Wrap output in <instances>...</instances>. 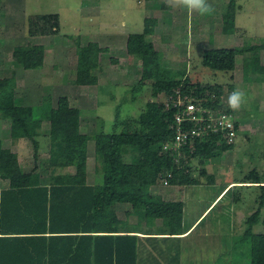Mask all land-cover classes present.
Here are the masks:
<instances>
[{
    "label": "trees",
    "instance_id": "1",
    "mask_svg": "<svg viewBox=\"0 0 264 264\" xmlns=\"http://www.w3.org/2000/svg\"><path fill=\"white\" fill-rule=\"evenodd\" d=\"M225 7V28L232 31L235 0H228ZM155 21L153 17H146L143 30L130 32L126 39L127 52L138 57L142 67L151 70L161 67L162 55L147 38ZM31 22L35 25V30L30 29L32 32H54L58 27V14H42ZM17 48L20 51L16 56L17 63L25 69L36 67L40 45L27 43ZM262 48L264 42L209 47L203 51L202 64L215 70H235L236 55H243L242 81H251L253 76L255 81L264 82V64L259 58ZM102 49L96 41L78 44L77 54L84 61L85 81L88 83L96 81L91 71L100 66L98 53ZM151 86L152 97L161 92L175 94L179 88L182 97L197 98L203 106L216 112L234 113L228 104L220 102L219 97L224 94L217 84H191L188 78H184L155 79ZM251 100L248 112L254 116L260 112L261 101ZM176 110L164 102L147 100L131 130L127 127L118 129L115 120L113 132L100 131L91 137L84 132L63 130L70 123L71 116L66 96L59 97L56 105L49 102L20 104L14 88L0 78V120L8 123L2 129L3 134L13 140L26 138L36 151L38 128L42 122H48L47 162L50 167L46 178L40 177L34 169L20 170L16 153L4 147L0 139V264H162L158 262V256L167 259L168 264H179L183 244L189 245L185 238L187 234L182 235L189 230L182 221L184 201L180 198L162 199L150 192V186L160 176H166L170 185L183 188L198 182V178L189 172L190 158L197 157L202 164L205 158L215 157L234 147L236 140L228 142L221 134L196 136L191 143L189 141L190 144L180 147L182 153L175 158L176 151L164 145L174 137L172 124ZM125 123L130 127L128 120ZM236 126L238 129L239 122ZM90 138L93 139L91 152L87 146ZM83 162L84 167L80 166ZM91 166L94 174L101 173L102 180L98 183L79 181V171L84 174ZM58 168H70L73 172H59ZM200 172L204 175L210 173L204 166ZM244 178L261 181L254 168ZM258 185L262 189L259 206L247 217V225L240 237L241 243L249 245L248 264H264V232L253 230L264 203V184ZM231 186L222 185L223 192L219 189L216 202L188 233ZM121 204L129 205L121 212L125 218L134 214L139 218V228L145 224L142 235L137 234L139 230L135 229L134 223L124 222L114 208L109 210V206ZM156 219H161L162 224L155 225ZM262 221L264 223V219ZM121 223H125L127 230L118 232Z\"/></svg>",
    "mask_w": 264,
    "mask_h": 264
},
{
    "label": "rangeland",
    "instance_id": "2",
    "mask_svg": "<svg viewBox=\"0 0 264 264\" xmlns=\"http://www.w3.org/2000/svg\"><path fill=\"white\" fill-rule=\"evenodd\" d=\"M227 2L209 0L213 11L201 15L183 8L172 9L164 0H0V78L14 88L20 104L49 102L56 105L59 97L66 96L71 116L63 130L84 132L91 137L100 131L113 132L115 120L118 129L131 130L147 100L168 102L169 95L164 92L151 96V83L155 79L188 78L191 84H217L224 94L219 97L220 102L225 105L229 93L236 88L243 90L245 102L239 110H232L240 124L234 147L205 158L202 164L197 157L190 158L189 172L200 182L187 185L182 192V186L164 184L161 177L150 186V191L164 198L184 201L182 221L186 227L214 198L220 184L231 178L240 181L252 168L264 179V82L255 81L253 76L251 81H242L243 55H236L235 70H215L202 64L206 48L264 42V0H235L232 31L225 28ZM47 13L58 14L57 29L32 32L30 29L35 30V25L31 20ZM146 17L156 20L147 38L162 53L161 67L155 70L142 67L140 59L126 49L127 35L141 32ZM40 23L46 25V22ZM89 41H96L103 48L98 53L100 66L91 71L96 77L95 83L85 81L84 61L77 54L78 44ZM27 43L40 45L37 65L32 69H25L16 61L20 53L17 47ZM259 58L264 64L263 48ZM252 98L261 101L260 112L254 116L248 112ZM5 124L8 126L7 122ZM48 133L49 125L44 121L36 135L39 142L36 151L32 142L24 138L19 149L24 167L18 164L17 168L34 169L43 178L50 174ZM87 146L89 151L93 149L92 138ZM125 159H129L128 155ZM80 166L84 167V162ZM203 166L212 176L201 174ZM68 170L73 172L70 168L57 169L59 172ZM93 172L92 166L85 175L79 171L78 180L100 182L101 173ZM258 183L231 184L230 190L197 224L187 240L193 250H183L186 259L194 264H248L249 245L241 243L240 237L247 217L259 206L262 189L255 186ZM122 206L121 211H116L125 218L121 212L129 205ZM113 208L109 206L110 211ZM260 209L259 221L253 225L255 232H264V203ZM129 220L135 217L130 216ZM158 257L161 260L157 259L158 262L168 264L167 259ZM186 259L183 260L190 264Z\"/></svg>",
    "mask_w": 264,
    "mask_h": 264
},
{
    "label": "built area",
    "instance_id": "3",
    "mask_svg": "<svg viewBox=\"0 0 264 264\" xmlns=\"http://www.w3.org/2000/svg\"><path fill=\"white\" fill-rule=\"evenodd\" d=\"M165 105L177 108L172 130L174 137L164 147H172L176 151L175 158L181 155V146L196 137H206L212 134H221L228 142L236 140V119L232 113L213 111L203 106L197 98L182 97L179 88L175 94L169 95V101ZM189 143V144H190ZM167 175H170L168 173ZM161 181L168 183L166 176H160Z\"/></svg>",
    "mask_w": 264,
    "mask_h": 264
},
{
    "label": "crops",
    "instance_id": "4",
    "mask_svg": "<svg viewBox=\"0 0 264 264\" xmlns=\"http://www.w3.org/2000/svg\"><path fill=\"white\" fill-rule=\"evenodd\" d=\"M4 122H2L1 120H0V139H1V141H2V145L4 146V147H7V148H9V149H11L13 152H15L16 153V155H17V163L19 164V165H21V167L23 168L24 166H23V164L21 163V156H20V154H21V152H19V149H20V147H22V145H23V142L25 141L24 140V138L23 137H19L18 139H16V140H13V139H11L9 136H7V135H4L3 134V132H2V129H3V127H4ZM5 126H6V124H5ZM24 159H25V157H24ZM23 171H29V170H24L23 169ZM250 180H252V179H248V178H242V179H240V181H236V180H234L233 178H231L229 181H227V182H225V183H222V184H220V186L222 187V185L223 186H225V187H227V186H229V185H231L232 183H236V182H239V183H241L242 182V184H249V185H251L250 184V182H253V181H250ZM261 181L259 182V183H262V184H264V179H260ZM84 183H91V182H85V181H83ZM198 182H200V180L198 181ZM198 182H196V183H198ZM254 183H256V182H254ZM195 184V183H194ZM194 184H190V185H194ZM154 185V184H153ZM173 186V185H172ZM177 186H181V185H177ZM255 186H259L258 184H256ZM184 188H182L181 189V192H182V190H183ZM221 189V188H220ZM222 190V189H221ZM152 194H155L154 192H152V191H150ZM222 192H223V190H222ZM218 193H220V190L217 192V194L214 196V198L205 206V207H203V209H202V211L197 215V217L193 220V221H191V223L187 226V229H189V230H187L186 232H184V233H182V235H185V234H187L186 236H185V238L186 239H189V237L191 236V234H192V232L194 231V229L191 231V232H189L188 233V231H190V229H192L193 228V226L197 223V221L199 220V219H201L203 216H204V214L208 211V209L212 206V204H213V202L215 201V200H217V198L219 197L218 196ZM155 195H159L162 199H171L170 197H168V198H164V197H162V195H160V194H155ZM218 196V197H217ZM217 197V198H216ZM176 198V197H175ZM116 206H119L118 208H116L115 206H113L114 208H115V210L116 209H118V212L119 211H121L120 210V206L122 207V209H123V206H122V204L121 205H116ZM119 215H120V213H118ZM123 215V214H122ZM130 216H134L135 217V220H129V218H130ZM121 217V216H120ZM123 219V221L125 222H128L129 224H133L134 223V225L136 226L135 227V229H137V230H139L138 232H137V234L138 235H142L143 234V230H144V228H145V224L144 223H142L143 224V226H141L140 228L138 227V225H139V222H138V219L139 218H137V216H135V215H129L127 218H122ZM154 223H155V225H160V224H162V220L161 219H156V220H154ZM125 223H121L120 224V227H119V231L118 232H123L124 230H127V229H124L125 228ZM127 227V226H126ZM143 228V229H142ZM158 232H162V231H158ZM156 239H159L158 237L156 238ZM141 240L142 241H144V238H141ZM161 239H159V241H160ZM163 242V241H162ZM167 243V242H166ZM209 244H211V243H209ZM208 244V245H209ZM191 248V249H190ZM163 249V248H162ZM184 249H187V250H189L190 249V251L191 250H193V247H191L190 246V244L189 245H184L183 244V248H182V250H181V255L179 256V258H180V263L179 264H189V263H187V262H185L184 260L186 259L184 256H183V250ZM164 250V249H163ZM165 250H168V249H166L165 248ZM182 256V257H181ZM223 255H219V257H222ZM219 257H216V259L218 260L219 259ZM184 260H183V259ZM186 260H189V259H186ZM190 261V264H194V261H192V260H189ZM200 264H203L202 262H200ZM223 264V263H222Z\"/></svg>",
    "mask_w": 264,
    "mask_h": 264
},
{
    "label": "clouds",
    "instance_id": "5",
    "mask_svg": "<svg viewBox=\"0 0 264 264\" xmlns=\"http://www.w3.org/2000/svg\"><path fill=\"white\" fill-rule=\"evenodd\" d=\"M164 3L172 9L183 8L187 9L189 12H197L201 15L209 14L213 11L209 0H164ZM245 97L246 94L243 90L239 88L234 89L228 95V107L233 111L239 110L245 102ZM192 148L193 147H191V149Z\"/></svg>",
    "mask_w": 264,
    "mask_h": 264
}]
</instances>
